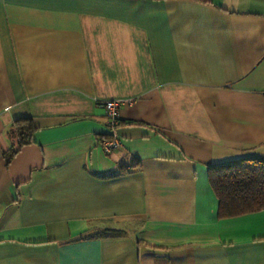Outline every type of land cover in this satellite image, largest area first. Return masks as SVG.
Masks as SVG:
<instances>
[{"label": "crops", "instance_id": "crops-1", "mask_svg": "<svg viewBox=\"0 0 264 264\" xmlns=\"http://www.w3.org/2000/svg\"><path fill=\"white\" fill-rule=\"evenodd\" d=\"M128 98L105 153L101 102ZM245 157L264 0H0V264H264V209L220 218L208 179Z\"/></svg>", "mask_w": 264, "mask_h": 264}, {"label": "trees", "instance_id": "trees-1", "mask_svg": "<svg viewBox=\"0 0 264 264\" xmlns=\"http://www.w3.org/2000/svg\"><path fill=\"white\" fill-rule=\"evenodd\" d=\"M34 125L30 117H19L13 122L12 132L17 144L5 152L9 163L18 150L31 141ZM210 185L218 199V216L233 217L264 209V159L245 157L228 161L208 169ZM126 230L103 225L89 235L117 236Z\"/></svg>", "mask_w": 264, "mask_h": 264}, {"label": "built area", "instance_id": "built-area-1", "mask_svg": "<svg viewBox=\"0 0 264 264\" xmlns=\"http://www.w3.org/2000/svg\"><path fill=\"white\" fill-rule=\"evenodd\" d=\"M134 99H107L101 102L104 110L105 125L108 130V138L100 141V146L105 153H110L122 145V139L116 132L119 120V109L122 104L130 105Z\"/></svg>", "mask_w": 264, "mask_h": 264}]
</instances>
